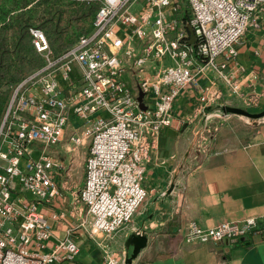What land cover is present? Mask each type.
<instances>
[{
  "label": "built area",
  "instance_id": "obj_1",
  "mask_svg": "<svg viewBox=\"0 0 264 264\" xmlns=\"http://www.w3.org/2000/svg\"><path fill=\"white\" fill-rule=\"evenodd\" d=\"M181 1L191 10L194 43L175 15ZM138 3L142 5L134 10ZM262 13L264 0H101L93 30L58 55L44 31L30 27L45 64L15 86L0 123V264L75 261L79 246L72 229L52 252L45 251L52 232L40 209L41 202L60 193L55 174L64 163L49 147L65 139L73 151L91 139L79 194L91 216V233L110 237L131 222L148 194L142 184L145 160L154 138L172 123L175 98L191 85L200 91L202 108L223 99L217 79L199 84L197 73L209 66L232 95H242L240 78L227 72L228 62L219 63L217 58L226 55L234 60L237 44L249 27L260 25ZM135 40L141 48L135 47ZM164 58L172 63L154 74L145 72L150 60ZM125 61L138 68L140 89L153 100L146 108L122 77ZM237 66L244 73L245 66ZM221 106L209 115L222 116ZM71 114L81 121L66 138ZM64 216L52 213L55 219ZM257 225L256 217L210 227L191 221L184 238L236 241ZM103 264H121L119 254L105 247Z\"/></svg>",
  "mask_w": 264,
  "mask_h": 264
},
{
  "label": "crops",
  "instance_id": "obj_2",
  "mask_svg": "<svg viewBox=\"0 0 264 264\" xmlns=\"http://www.w3.org/2000/svg\"><path fill=\"white\" fill-rule=\"evenodd\" d=\"M141 5L136 4L134 10ZM172 13L169 9L168 14ZM175 15L189 42L194 43L197 36L189 22L188 4L181 1ZM134 43L137 49L141 48L139 40ZM237 50L234 60L226 55L217 60L229 63L226 70L240 78L243 94L232 95L210 66L198 72L197 79L200 86L210 85L217 79L223 99L202 108L199 89L188 85L179 92L173 103L172 123L154 138L145 160L142 184L148 191L147 197L132 221L114 235L91 233V216L79 198L85 185V162L78 164L76 158H72L69 152L73 150L66 139L60 144V154L52 152L64 164L55 174L60 193L52 201L40 203L52 232L46 240L45 251L52 252L55 244L72 229V237L79 246L74 262L79 264H103L105 247L119 254L121 264H264V120L259 119L257 124L243 120L238 114L209 115L220 104L251 111L264 108V13L258 27L246 30ZM171 63L169 58L152 59L145 72L154 74ZM237 64L245 66L244 73L237 70ZM125 66L122 77L139 99L138 68L132 61H125ZM61 84L65 86L62 79ZM252 100H257L255 105ZM151 104L152 98L143 93L141 106L146 108ZM80 121L71 114L66 135L73 132ZM202 134L206 138L201 137ZM19 192L18 186L15 195ZM53 212H64L65 216L55 219ZM247 217H256L258 225L236 241L187 242L184 238L191 221L210 227ZM133 232L146 235L147 243L132 259L134 246L129 244V238Z\"/></svg>",
  "mask_w": 264,
  "mask_h": 264
},
{
  "label": "trees",
  "instance_id": "obj_3",
  "mask_svg": "<svg viewBox=\"0 0 264 264\" xmlns=\"http://www.w3.org/2000/svg\"><path fill=\"white\" fill-rule=\"evenodd\" d=\"M100 6L101 0H0V123L15 86L45 64L30 27L41 28L58 55L93 30Z\"/></svg>",
  "mask_w": 264,
  "mask_h": 264
},
{
  "label": "water",
  "instance_id": "obj_4",
  "mask_svg": "<svg viewBox=\"0 0 264 264\" xmlns=\"http://www.w3.org/2000/svg\"><path fill=\"white\" fill-rule=\"evenodd\" d=\"M191 31L193 33V36H195L194 29L191 28ZM139 100L141 102V105L143 106V91H140ZM222 111L225 114H238L242 116L249 117L251 119L258 121L259 119L264 117V108L260 111H251L245 107L236 106V105H230V104H224L221 106ZM147 243V236L144 234H139V232H133L129 238V244H133L134 250L132 254V259L135 258L142 247H144ZM129 258L130 262L132 259Z\"/></svg>",
  "mask_w": 264,
  "mask_h": 264
},
{
  "label": "rangeland",
  "instance_id": "obj_5",
  "mask_svg": "<svg viewBox=\"0 0 264 264\" xmlns=\"http://www.w3.org/2000/svg\"><path fill=\"white\" fill-rule=\"evenodd\" d=\"M243 118V120L245 119V120H248V121H250V122H254L255 123V120L254 119H251V118H249V117H246V116H243L242 117ZM257 122V124H258V122H259V120L258 121H256ZM70 133V132H69ZM69 135V134H68ZM68 135H66V137L68 136ZM67 142V141H66ZM90 144H91V139L89 138L88 140H87V142L84 144V145H82V146H80L76 151H75V154H73V152L74 151H71V152H69V154L72 156V158H76V161H77V163L78 164H84V162H85V158L87 157V155H88V152H89V150H90ZM71 147H72V144H69ZM49 150L51 151V152H53L54 154H60V152L62 151L61 150V147H60V144L57 146H51V147H49ZM64 152V151H63Z\"/></svg>",
  "mask_w": 264,
  "mask_h": 264
}]
</instances>
